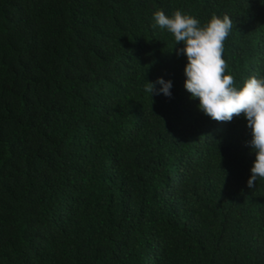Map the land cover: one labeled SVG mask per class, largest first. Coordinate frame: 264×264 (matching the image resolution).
<instances>
[{"label": "trees", "instance_id": "obj_1", "mask_svg": "<svg viewBox=\"0 0 264 264\" xmlns=\"http://www.w3.org/2000/svg\"><path fill=\"white\" fill-rule=\"evenodd\" d=\"M157 10L230 16L226 74L264 76L262 0H0V264H264L247 121L198 110Z\"/></svg>", "mask_w": 264, "mask_h": 264}, {"label": "clouds", "instance_id": "obj_2", "mask_svg": "<svg viewBox=\"0 0 264 264\" xmlns=\"http://www.w3.org/2000/svg\"><path fill=\"white\" fill-rule=\"evenodd\" d=\"M152 20L154 28L173 35L175 46L183 44L176 53L186 57L184 88L190 98L198 99V110L215 121L231 122L241 115L247 121L251 139L246 144L255 153L247 185L253 188L257 180H264V76H249L237 87L233 76L226 74L223 52L233 28L231 17L213 14L202 25L196 17L180 10L171 16L157 10ZM172 88L171 80L158 77L144 90L151 97L162 94L170 98Z\"/></svg>", "mask_w": 264, "mask_h": 264}]
</instances>
